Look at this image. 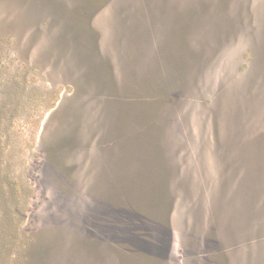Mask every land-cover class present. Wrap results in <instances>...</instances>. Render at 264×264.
I'll return each instance as SVG.
<instances>
[{"label":"rangeland","instance_id":"rangeland-1","mask_svg":"<svg viewBox=\"0 0 264 264\" xmlns=\"http://www.w3.org/2000/svg\"><path fill=\"white\" fill-rule=\"evenodd\" d=\"M193 2L0 0L30 264H264V0Z\"/></svg>","mask_w":264,"mask_h":264},{"label":"trees","instance_id":"trees-1","mask_svg":"<svg viewBox=\"0 0 264 264\" xmlns=\"http://www.w3.org/2000/svg\"><path fill=\"white\" fill-rule=\"evenodd\" d=\"M212 1L197 0V3L193 2V4L206 10L212 6ZM71 40L72 43L65 44V49L50 45L45 53L49 59L55 62L59 70L75 72L78 77H81L83 65L80 48L82 46L79 39L73 37ZM1 105L7 104L2 100ZM45 151L47 156L51 149L49 150V147L46 146ZM17 195H19L18 182L10 179L7 174L0 175V264H30L29 258H31L30 253L33 247L32 236L31 232L22 228L19 223L23 218V211L19 208L21 200Z\"/></svg>","mask_w":264,"mask_h":264}]
</instances>
